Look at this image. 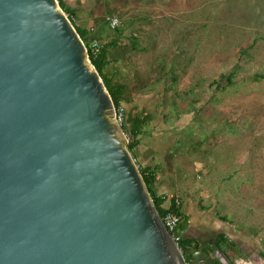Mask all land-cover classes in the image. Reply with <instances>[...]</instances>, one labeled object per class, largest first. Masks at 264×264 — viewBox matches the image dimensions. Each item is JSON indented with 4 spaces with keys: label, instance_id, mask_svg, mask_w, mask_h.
<instances>
[{
    "label": "water",
    "instance_id": "95a60500",
    "mask_svg": "<svg viewBox=\"0 0 264 264\" xmlns=\"http://www.w3.org/2000/svg\"><path fill=\"white\" fill-rule=\"evenodd\" d=\"M62 11L0 0V264H214L170 238Z\"/></svg>",
    "mask_w": 264,
    "mask_h": 264
},
{
    "label": "rangeland",
    "instance_id": "374dc122",
    "mask_svg": "<svg viewBox=\"0 0 264 264\" xmlns=\"http://www.w3.org/2000/svg\"><path fill=\"white\" fill-rule=\"evenodd\" d=\"M62 1L66 12L75 13L71 18L62 11L74 28L89 30L91 38L101 32L99 46L117 40L115 62L105 72L124 87L117 94L127 126L137 116L144 120L142 139L166 167L164 179L154 184L168 194L163 198L186 200V191L174 189L191 183L195 235L205 230L213 239L225 232L214 229L221 217L246 234H260L261 262L264 0ZM108 19L116 20L120 35L107 28ZM134 42L146 51H134ZM139 146L129 152L138 170L139 155L148 156ZM170 168H181L185 182ZM203 217L205 229L196 225Z\"/></svg>",
    "mask_w": 264,
    "mask_h": 264
},
{
    "label": "crops",
    "instance_id": "0c3cea01",
    "mask_svg": "<svg viewBox=\"0 0 264 264\" xmlns=\"http://www.w3.org/2000/svg\"><path fill=\"white\" fill-rule=\"evenodd\" d=\"M142 136L143 135L140 136L141 139L139 138L140 139V146L139 145L138 146L141 149V153H140V151H139V153L143 154L144 152H147L148 156L144 157L143 155H139L140 164H141L143 169L146 168L150 172L154 173V182H153V185H152V192L154 193V195L156 197H160V198L161 197L163 198V196L167 197L168 194H163V192L160 191V187L156 188V186H154V184H157L158 181H160L163 178L166 167H161L158 164L157 161H159V159H158V156H156L157 153H155V152H157V150H154V148L151 147V145H149L148 141L142 139ZM190 168H191V166L188 167V169H190ZM179 170L180 171L178 172L177 169L173 170L172 168H170V172L172 174H174L175 178H177L178 180L181 179L182 182H185V180L183 179V174L184 173L182 174L181 168H179ZM168 173H169V171H168ZM181 174H182V176L180 177ZM178 175H179V178H178ZM186 187H187V189H185V186L181 187L180 184H179V186H177V188L174 189V191H178V193H180V194H182L183 191H186V198H187L186 200H184L181 196H180V198L178 197L180 199V202H179L180 203V207L179 208H180V212H181L180 213L181 214L180 226L181 225L183 226V227H179L178 231H180L181 234H182V236L179 234L180 237H181V240L185 241V244L188 245V244H191V236L195 235V233H196L195 229L196 228H195V225H194L193 217L191 215V192H190L191 183L187 184ZM172 196H174V195H172ZM177 199H175V200H177ZM197 201H198V198H197ZM184 204H185V210L183 209V205ZM198 204H197V206H198ZM171 205H172V200L165 199L162 202V208L165 209V210L168 209ZM209 209H210V211L212 210V208H209ZM214 212H215V209L213 210V214H214ZM202 214H204V212ZM203 216H206V215H203ZM215 217H216V215H215ZM204 218L205 217H203L202 219L200 218L201 220L197 221L198 224H196L201 229H205L206 221L202 222V220ZM231 223H229L228 221H225L224 219H221V217H220L219 220L216 219V221L213 222V224H215L214 225V229H218V228L222 229V228H224V229H226V231L223 232V233L220 232V234L214 235V238L211 239L212 241H210V243L213 244L214 241L218 242L217 241L218 237L220 235H222L223 236V240L219 241V243H220V245H219L220 249L219 250L223 254H225L226 258L229 260L230 263L233 264V261L230 260L227 256L233 257L232 248L234 247V248H236L238 250V252L240 250L241 252L246 253L248 256H250L249 259L240 257V258H236L235 260L238 259V260L242 261V259H243V260H247L249 262H252L253 264H262V262L259 261L260 260L259 255H261V254H259V247H260V243H261L260 234H255V232H252L253 235H250L249 233L246 234V233H244L245 232L244 229L236 227L235 225H233ZM223 224H224L225 227H222ZM203 231H204V233H207L209 235V233L207 231L205 232V230H201L199 232H203ZM255 246H257V247H255ZM220 251L218 252L219 254H220ZM216 257H218V255H216ZM263 260H264V256H263Z\"/></svg>",
    "mask_w": 264,
    "mask_h": 264
},
{
    "label": "trees",
    "instance_id": "16d2710c",
    "mask_svg": "<svg viewBox=\"0 0 264 264\" xmlns=\"http://www.w3.org/2000/svg\"><path fill=\"white\" fill-rule=\"evenodd\" d=\"M59 2V6L60 8L64 10L65 8V3L62 0H58ZM65 13H67V15L69 17H73L75 15L74 11L69 10L68 12L65 11ZM106 21V20H105ZM102 21V22H105ZM72 22V21H71ZM105 25L107 26L108 29H110L109 25H108V20L106 21ZM120 26L116 27L114 30V34H119L122 32V28H119ZM75 30L77 31L78 35L80 36L81 40L84 42V44L87 46V52H88V58L91 62V64L94 66V68L96 69V71L98 72L99 76L101 77V79L104 82V85L109 93V95L112 98V101L114 103V106L116 108V110L118 111L120 108V99L118 97L117 93H121V91L124 89L123 86H120L118 84L113 83L114 80L113 78L109 77L106 73H105V69L107 68V66L109 64H111V62H115V57H111V49H115L116 45H117V40H112L109 43H106L102 46H98V53L96 55H94L91 52L90 49V45L93 43V41H98V39L100 38V34L101 32H99L98 34H96L95 36H93L92 38L89 35V30L87 29H81L79 27H76ZM92 31V30H91ZM131 48L134 51L137 52H145L146 49L138 47L137 43L134 42L131 46ZM111 58V60H110ZM227 82H230V78L227 77L225 78ZM123 116H124V120H123V124H122V129L124 131V133L126 135H128V137L132 138V140H129V143L126 145L127 150L129 152H132L140 143V139L139 137L141 136L142 132H141V127L144 123V120H140L139 117H135L133 119H130V126H127V122H126V116H125V112L123 111ZM148 119V117L146 118ZM140 174L142 176L143 182L147 188V191L149 193V195L151 196L152 200H153V204L159 214V216L162 218L166 213L169 212H174L177 215L181 216V212H180V205L176 206L175 204V199L172 200V205L168 208V209H163L162 208V202L165 200V198H160V197H156L154 195V193L152 192V185L154 182V173L150 172L148 169L146 168H140L139 169ZM223 240V236L220 235L217 239V241H222ZM182 250V248H180Z\"/></svg>",
    "mask_w": 264,
    "mask_h": 264
},
{
    "label": "flooded vegetation",
    "instance_id": "af4514ba",
    "mask_svg": "<svg viewBox=\"0 0 264 264\" xmlns=\"http://www.w3.org/2000/svg\"><path fill=\"white\" fill-rule=\"evenodd\" d=\"M199 234L200 235L191 236V244H188V245L185 244V242H183V240H180L178 245L180 248L182 247L181 251L183 252V257H184L185 261L188 262V259H189V256L186 252H188V250L197 249L199 252H206L210 256V258L214 264H229L218 253L220 251L219 250L220 249L219 248L220 243L214 241L213 244H211L210 241H212V240L209 238L210 236L207 233L199 232ZM232 254H233V257H229V256H227V257L230 260H232L233 262L236 258L243 257V258L249 259V257H250L246 253L241 252L240 250L238 252V250L234 247L232 248ZM216 255H218V257H216ZM223 255L225 256V254H223ZM197 261H200L199 256H197ZM261 262H262V264H264V260H261Z\"/></svg>",
    "mask_w": 264,
    "mask_h": 264
},
{
    "label": "built area",
    "instance_id": "2783aa9c",
    "mask_svg": "<svg viewBox=\"0 0 264 264\" xmlns=\"http://www.w3.org/2000/svg\"><path fill=\"white\" fill-rule=\"evenodd\" d=\"M108 24H109V27L111 29H115L116 27H118V24H117L116 20H114V19H108ZM98 46H99V44H98L97 41H93V43L90 45L91 52L94 55H96L98 53ZM123 111L124 110L122 108L119 109L118 111L116 110V116H115L116 121L121 126H122L123 120H124ZM134 162H135V160H134ZM175 204H176V206L180 205L178 200H175ZM161 220H162V224H163L164 228L166 229V231L170 235V238L178 246V244H179V242L181 240V237L178 234V228H179V225H180V222H181V216L177 215L174 212H169V213H166L161 218Z\"/></svg>",
    "mask_w": 264,
    "mask_h": 264
},
{
    "label": "clouds",
    "instance_id": "9594fccd",
    "mask_svg": "<svg viewBox=\"0 0 264 264\" xmlns=\"http://www.w3.org/2000/svg\"><path fill=\"white\" fill-rule=\"evenodd\" d=\"M179 246V245H178Z\"/></svg>",
    "mask_w": 264,
    "mask_h": 264
}]
</instances>
